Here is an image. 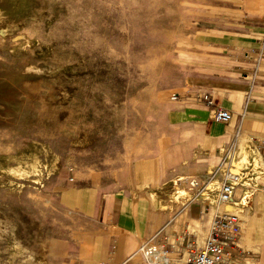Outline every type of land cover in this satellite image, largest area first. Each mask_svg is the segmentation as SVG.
I'll use <instances>...</instances> for the list:
<instances>
[{"label":"rangeland","instance_id":"374dc122","mask_svg":"<svg viewBox=\"0 0 264 264\" xmlns=\"http://www.w3.org/2000/svg\"><path fill=\"white\" fill-rule=\"evenodd\" d=\"M187 1L0 0V264H71L85 241L100 238L98 223L62 205V191L122 180L156 130H167L169 102L203 42L264 11V0ZM257 156L242 161L263 166ZM217 168L172 173L142 195L158 208L153 193L181 186L191 198L198 187L189 182L203 184ZM225 168L213 195L198 201L215 207ZM167 242L152 244L187 264L185 247ZM141 254L128 264H147Z\"/></svg>","mask_w":264,"mask_h":264},{"label":"crops","instance_id":"0c3cea01","mask_svg":"<svg viewBox=\"0 0 264 264\" xmlns=\"http://www.w3.org/2000/svg\"><path fill=\"white\" fill-rule=\"evenodd\" d=\"M218 8L226 9L222 5ZM242 18L245 21L235 25L234 33L203 42L202 51L191 61L185 84L169 102L167 130H156L154 143L146 152L133 156L122 180L62 191L64 207L100 226L101 237L85 241L80 257L75 256L71 264L78 260L76 257L81 264H128L132 258H139V248L153 237L167 240L171 249L185 247L193 240L202 245L215 212L227 211L228 207L198 201L206 199L201 198L203 193L197 200L179 196L173 201L175 188L166 196L151 195L158 208L142 194L163 185L172 173L205 177L212 166L220 167L233 143L238 166L245 163L243 149H247L244 157L250 161L255 158L259 163L257 153L262 157L263 166H251L264 183V11L244 13ZM205 95L216 106L231 111L229 122L213 118ZM224 166L230 168L231 160ZM220 171L216 170L208 182L218 179ZM243 191L239 187L235 198L240 199ZM185 199L188 202L174 208ZM240 216L243 228L232 264H264V190L250 197Z\"/></svg>","mask_w":264,"mask_h":264},{"label":"built area","instance_id":"2783aa9c","mask_svg":"<svg viewBox=\"0 0 264 264\" xmlns=\"http://www.w3.org/2000/svg\"><path fill=\"white\" fill-rule=\"evenodd\" d=\"M177 95H173L176 98ZM207 104L212 107V116L216 121L227 123L232 118L230 110L216 106L213 99L208 95L204 96ZM234 143L228 148L225 158L217 171L223 170L226 160H231V167L225 168L223 180L220 183L216 203L226 207L235 206L239 209L247 206L250 197L257 190H264V183L261 184L257 172L252 166H238L234 160ZM191 189L202 190L206 182L201 184L195 180L189 182ZM241 187L244 189L240 199H236V191ZM242 211V210H241ZM240 212L216 211L211 223L210 232L202 245H197L195 240L185 246L188 252L187 264H232L234 248L238 246L242 233V219ZM154 237L145 241L139 250L146 249L150 254L157 252L167 253L166 244H152Z\"/></svg>","mask_w":264,"mask_h":264},{"label":"bare ground","instance_id":"6f19581e","mask_svg":"<svg viewBox=\"0 0 264 264\" xmlns=\"http://www.w3.org/2000/svg\"><path fill=\"white\" fill-rule=\"evenodd\" d=\"M248 146H249V144H248ZM253 150H255V149H253ZM242 151H243L244 156H246L248 154L247 149H243ZM239 155H241V153ZM246 158L247 157H245V159ZM248 162H249V160H248ZM249 165H254V164H252L250 162L249 163L246 162V163H244V165L239 164V167L240 166L245 167V166H249ZM212 177L213 176H210L209 178H207V180H206V187L204 189H202V190H197L196 195H194L190 199H194V197L197 198L198 195L201 194V193H203L202 196H201V198L202 197H204V198L205 197H211L213 195V192H214L215 187H216V184H217V182L214 179L210 183L208 182V180H210ZM189 194H190L189 191L185 187H183V188H177V190L173 194L172 198L175 199V198H177L179 196H185V195H189ZM140 252L143 253V256H145V258L147 259V263L148 264H173L170 261V259L164 253H162V252H157V253H154V254H150L146 249L140 250Z\"/></svg>","mask_w":264,"mask_h":264}]
</instances>
